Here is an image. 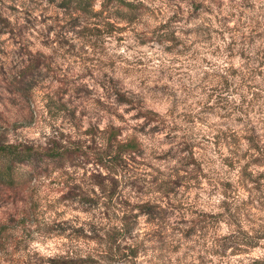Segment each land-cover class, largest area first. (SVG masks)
Listing matches in <instances>:
<instances>
[{"label": "clouds", "instance_id": "obj_1", "mask_svg": "<svg viewBox=\"0 0 264 264\" xmlns=\"http://www.w3.org/2000/svg\"><path fill=\"white\" fill-rule=\"evenodd\" d=\"M40 2L42 8L33 12L37 20L35 34L26 33V39L32 41L29 45L32 53L39 50L51 56L53 50L58 48L56 32L48 34L53 42L48 47L41 43L38 36L40 31L46 32L47 26L54 21L39 23L41 11L49 7L47 0ZM102 2L96 0L95 11H100ZM139 2L151 9V14L144 15L142 22L133 24L129 31L122 33V42L114 37H102L101 53L91 45L74 39L77 51L83 44L86 51L81 55L97 61L96 64L85 65L71 59L65 61L59 56L53 63L61 78H75L85 73V69H93V76L86 77L83 82L94 87L96 93L84 103L77 102L80 105L77 116L83 109L88 111V115L82 119L80 139L91 142V137L83 133L89 128V116L95 111L102 119L97 122L96 115H91V119L101 132L114 124L127 129L117 138L119 141L127 143L126 137H138L144 155L137 159L145 167L137 175L148 182L155 175H159L161 183L174 181L178 177L198 176L197 180L178 188L179 194L172 197V203L182 206V210L169 209L174 214L168 216L163 231L168 250L162 260L158 259L160 253L153 250L155 241L149 237L155 226L146 223L147 215L139 217L138 226L132 229L130 239H121L118 243L131 247L142 245L147 250L139 252L134 264H264V238H261L264 237V207L261 206L264 201V179L259 180L260 191H254L256 185L251 182H247V190L240 184L246 165L254 180L264 174V0H198L210 11L202 9L199 17L191 20L189 14L192 8L188 0H175V3L170 0ZM177 4L182 9L180 19L171 24L177 29L175 37L181 41L179 46H174L170 40L157 43L155 39L142 44L137 33L150 38L154 30L168 24L171 17L177 14ZM45 15H53V11L50 9ZM200 25L206 30L202 35L198 36L193 31L186 35L188 30ZM118 27H127V24L121 22ZM167 32L168 28H165L157 35L167 36ZM0 40L8 41V36L0 35ZM7 47L11 50L16 46L9 41ZM167 48H172V51H166ZM109 61L114 62V67H100L101 62L108 65ZM8 63L11 64V57ZM105 73L109 78L122 80L125 90L131 89L141 97L132 101L142 102L139 111H151L158 117L160 131L151 133L150 129L155 124L148 126V134L133 131L144 125L145 119H134L137 110L126 112L130 105L117 104L115 96L109 99L108 93L97 83L104 79ZM45 84L49 85L47 91L62 86L53 80L45 81ZM42 97L43 92L37 104L45 113L44 119L39 118L36 126L23 130L22 135L40 139L47 146L46 138L53 135L55 128L65 134L71 133L75 139V128L64 126L62 119L51 120L47 117L44 109L46 101ZM97 99L124 119H117L116 115L100 108L95 103ZM41 133L45 136L42 137ZM217 136L220 137L218 142ZM246 137H253L260 151ZM8 143L13 144L15 140ZM96 144L102 151L107 148V140L103 137L97 136ZM185 146H191L190 151H183ZM166 155V159H157ZM124 158L127 159V156ZM256 158L261 162L254 163ZM191 159L200 164V171L194 164H189ZM226 160L232 161L235 166L228 167ZM148 164L152 167H147ZM87 169L89 176L94 171L109 175L108 170L102 167L88 165ZM66 171L74 173L77 176L75 182L81 183L80 177L84 176L85 169L68 168ZM115 179L121 182V191L131 204L151 201L159 204L160 208H168V200L161 193L153 191L138 198L132 189L123 188L126 177L122 172L115 175ZM47 183L45 179L44 184ZM223 183H231L233 191L226 195L221 186ZM147 186L152 187L150 183ZM93 187L100 201L99 206L91 211H84L78 202L58 204L63 193H51L47 202L54 205L53 210L44 209L46 214L39 217L40 230H35L37 225H32V239L26 240V251L17 254V258L26 260L36 256L46 262L49 258L75 257L77 254L86 258L91 253L94 259H99L93 251L96 248L94 241L70 240L67 238L70 232L60 235L45 231L54 223L67 222L71 228H83L91 236L90 225H95L99 235L107 239L106 233L113 228L121 230L123 223L115 217H122L124 212L113 208L115 216L111 220L105 218L106 197L99 186ZM46 193L47 189L44 188L40 195ZM225 205L229 206L230 212L226 211ZM202 215L221 218L202 229L197 223ZM174 228L178 230L173 231ZM193 228L194 233L186 237L185 233ZM218 251L222 255H216ZM100 264L108 262L101 260ZM120 264H127V261Z\"/></svg>", "mask_w": 264, "mask_h": 264}, {"label": "rangeland", "instance_id": "obj_2", "mask_svg": "<svg viewBox=\"0 0 264 264\" xmlns=\"http://www.w3.org/2000/svg\"><path fill=\"white\" fill-rule=\"evenodd\" d=\"M131 1L136 2L139 0ZM170 2L175 3V0H170ZM188 2L192 8V12L189 14L190 20L198 18L202 9L203 11H210L198 0H188ZM47 3L49 7H44L43 11H41L39 23L47 24L48 20H53L54 23L47 26L46 32L40 31L38 38L45 47H48L53 43L49 40L48 34L53 31L56 32L55 43L58 48L53 50V55L51 56L39 50L36 53H32L29 48L32 41H27L26 39V33L35 34L34 30H36L37 20L33 16V12L42 8L40 0H0V35L8 36V41L0 40V57H3V59H0V143L6 144L9 140H15L16 144L21 143L31 147L39 146L37 147L38 149L40 147L62 146L67 150L61 159H48L38 155L32 162L24 163L18 171L22 178L26 179L24 183L9 187L0 178V261H2V264H100L101 260H105L108 264H120L121 261H127V264H134L135 258L143 249V246L121 245L118 240L131 238L132 229L138 226L139 217L142 215H147V224L155 226L149 238L155 241L153 250L160 253L158 259L162 260L168 250L163 231L167 224L168 216L174 214L169 209L182 210V206L172 203V197L179 194L177 192L178 188L186 186L191 180H197L198 176L178 177L174 181L170 180L161 183L159 175H155L148 182L143 176L137 175L145 167V164L137 159V157L144 155L138 137L125 138L126 140L135 139L139 145L137 150L126 151L118 149L117 144L122 141L117 138L127 129L110 124L108 129L101 132L91 119V115L97 116V122L102 119L95 111L89 116V128L83 133L85 136L91 137V142L80 139L79 132L83 123L82 119L88 115V111L83 109L80 112V116H77L76 113L80 107L77 102L84 103L96 93L94 87H89L88 83L83 82L86 77L93 76V69L87 68L85 73L75 78H61L57 73L58 69L53 68V63L56 62L58 56L65 61L71 59L73 62L85 65L96 64L97 61L81 55L86 51L83 44L80 45V50L77 51V43L74 39L87 43L102 53V37H114L118 42H122L124 37L121 34L129 31L133 24L142 22V17L146 14H151V9L140 3L139 9L131 14L125 9H117L110 6L100 9V11H95V2L92 12L84 13L72 8L62 7L58 5V0H47ZM50 9L53 11V15H45ZM177 9V14L171 17L168 24L161 25L159 29L154 30L150 38L145 37L142 33H137L140 42L143 44L148 42L149 39H155L157 43L162 44L165 40H170L174 46H179L181 41L175 37L177 29L171 24L173 21L180 19L179 12L182 9L179 8V4H177ZM21 18L24 20L23 23H21ZM121 22H125L127 27H118ZM165 28H168V32L165 34L167 36L157 35ZM132 31L134 32L135 30L132 29ZM181 31L184 30L181 29ZM188 31L186 35L193 31L199 36L206 30L200 25L196 29ZM69 33L72 35H69ZM9 41L16 47L9 50L7 47ZM165 50L172 51V48ZM9 57H11V64L8 63ZM28 66H33L34 68L31 73H28L26 68ZM104 66L114 67V62L109 61L108 65H103L101 62L100 67ZM26 75L31 76L30 82L34 83V85L26 92L21 93L17 91V88L22 83V76L26 77ZM49 80L58 81L62 86L52 91H47L49 85H46L45 81ZM97 83L108 93L109 99L115 96L117 104H129L130 107L125 109L126 112L137 110V115L133 117L134 119H140L141 117L145 119V124L138 129H133L134 132L148 134V126L150 124L156 125L150 129L151 133L161 130L158 117L155 114L152 115L153 119H148V112L139 111L142 107V102L134 103L132 100H140L141 97L133 93L131 89L125 90L122 80L114 77L109 78L105 73L104 79L97 81ZM41 92H43L42 99L46 101L44 109L47 117L51 120L62 119L64 126L75 128L77 132L75 139H73L71 133L65 134L55 128L53 135L46 138L47 146H44L40 139H32L28 135H22L23 130L35 127L39 118L44 119L45 113L42 112L37 104V99L40 97ZM66 96L68 97L67 99H65ZM95 103L100 108L116 115L117 119H124L123 116L115 113L111 108H107L99 99ZM57 132L59 133L58 136L56 135ZM9 133H11V136ZM41 136L44 137L45 134L41 133ZM97 136L107 140L106 150L102 151L97 148ZM246 139H249L254 148L260 151L253 137H246ZM216 140L218 142L220 137L217 136ZM65 141L67 143H64ZM190 148L191 146H185L182 150L190 151ZM125 155L127 159L124 158ZM167 155H171V153ZM167 155L157 157V159H166ZM253 162L260 163L261 161L256 158ZM225 163L230 168L235 166L232 161L226 160ZM189 164H194L197 171H200L201 166L194 159H191ZM88 165H92L93 168H105L108 170L109 175L104 176L98 171H94L89 176ZM147 167H152V165L148 164ZM247 167L246 165L242 172L241 186L247 190V182H251L256 185L254 191H260L259 180L264 179V174L254 180L251 174L248 173ZM68 168L85 169L84 176L80 177L81 183L75 182L77 176L74 173L67 172L66 169ZM153 171L158 170L153 169ZM121 172L126 177L123 182L125 190L132 189V192L138 198L149 195L153 191L159 192L164 199L168 200V208H160L159 204H153L149 201L146 203L150 205L153 213L149 215L138 213L137 210L140 203L131 204L129 199L125 198L124 191H121V182L115 179V175ZM45 179L48 181L47 184H44ZM149 183L152 187L147 186ZM93 185L99 186L101 193L106 197L105 211L103 212L105 218L111 220L115 216L112 213L113 208H118L119 211L124 212L122 217H115L123 223L121 230L113 228L106 233L107 239L99 235L95 225H90L92 229L91 236L87 235L83 228H71L67 222L63 224L54 223L51 227L46 228L45 231L48 233L56 232L60 235L70 232L67 237L70 240L94 241L96 248L93 251L99 256V259H94L91 253L86 258L77 254L75 257L60 256L49 258L46 262L43 258L36 256H30L26 260L17 258V254L26 251V240L32 239V225H37L35 230H40L39 217L46 214L44 209L47 211L53 210L54 205L47 202L51 193L57 191L63 193L57 201L58 204L67 205L78 202L84 211H91L99 206L100 201V196L96 194ZM221 186L225 189L226 195L233 191L231 183H223ZM44 188L47 189V193L41 196L40 192ZM249 203L252 202L250 201ZM261 206L264 207V201L261 202ZM225 209L230 212L229 206L225 205ZM219 218L221 217L202 215L197 223L203 229L210 227ZM177 230L173 229V231ZM194 231V228L190 229L185 233V236L192 235ZM143 250L147 251L146 249ZM215 254L222 255L219 251Z\"/></svg>", "mask_w": 264, "mask_h": 264}, {"label": "trees", "instance_id": "obj_3", "mask_svg": "<svg viewBox=\"0 0 264 264\" xmlns=\"http://www.w3.org/2000/svg\"><path fill=\"white\" fill-rule=\"evenodd\" d=\"M95 2L96 0H58V5L87 13L92 12V7ZM139 4V1L133 2L131 0H103L100 9L110 6L117 9H125V11L131 14L139 9ZM26 68L28 73L34 70L33 66ZM30 79V75H26V77L22 76V83L18 86L17 91L24 93L30 89L34 85V83L30 82ZM148 114L149 116L147 118L153 119L152 115L154 113L148 112ZM37 147L39 146L31 147L22 145L21 143H0V178L6 186L11 187L26 182V179H23L18 171L24 163L32 162L38 155H42L48 159H61L63 154L67 152L65 147L62 146L40 147L39 149ZM138 147L137 141L133 138L128 139L127 143L120 142L117 144L118 149L126 151H135ZM138 213L149 215L153 212L149 204L143 203L138 206ZM257 264H260V262H257Z\"/></svg>", "mask_w": 264, "mask_h": 264}]
</instances>
